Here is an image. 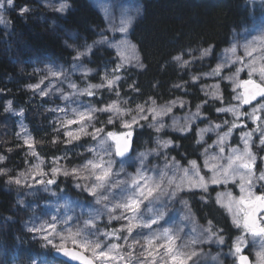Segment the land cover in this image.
<instances>
[{
    "label": "snow or ice",
    "instance_id": "6c2138e0",
    "mask_svg": "<svg viewBox=\"0 0 264 264\" xmlns=\"http://www.w3.org/2000/svg\"><path fill=\"white\" fill-rule=\"evenodd\" d=\"M14 4L15 0H0V25L8 23L5 13L8 9L13 8ZM52 7L56 12L63 14L68 10L69 5L61 2L58 5H52ZM30 11L28 5L18 8L20 16ZM132 23L133 19L127 18L118 27V31L127 34ZM94 43L97 45L108 44L109 47H115L120 52V45L110 42L103 34H101V39ZM120 44L130 49L132 55L125 56L123 52H120L119 60L111 70L112 74L109 75L105 72L100 77V83L86 82L81 88L76 82L68 79L62 68L48 67L44 77H41L35 84L27 85L41 97H48L50 93L53 95L60 93V98L66 102L63 106L56 105L49 109L54 114H64L55 117L57 123L52 131L58 135L53 136L51 144L73 145L77 144L83 136H88L97 144H106L107 147L104 149V154L100 155L96 152L95 147L89 145L86 151L94 153V157H86L79 165L68 166L64 162L69 159L70 155H79V153L75 149L65 147L59 155H53L49 159V166L45 169V158L37 150L35 139L30 134L22 137L23 144L28 149L25 155L34 157L35 162L30 168L19 171L15 175H9L11 169L0 167V176L6 178V184L29 188L43 185V191L50 192L52 189L49 186L56 185L59 177H72L74 188L86 192L94 198L95 204H102L104 208L103 211L97 210L93 218L84 221V228L88 229L87 232L79 227L73 230L69 223L73 219L71 216H64L60 220H57L56 216H51L46 221H41L37 217L30 225L26 226V231L33 234L32 239L44 242L41 247L50 246L58 254L68 258L69 261L77 262V264H96L97 261L99 264H121V262L123 264H156L155 255L159 248L165 249L171 264H189V262L198 264L193 258L199 256L200 252L195 249L188 252L176 249L175 241L178 239V235L166 227L167 221L165 224L159 223L163 219L161 211L157 210L155 215L147 218L141 212V206L145 201H148L145 211L151 212L152 205L155 203L152 198L156 196L157 192L166 191L161 187L166 173L161 174L160 181H154L152 175L149 174L154 169L145 167L149 156H154L163 158L165 168H172L183 174L179 182L174 179L168 180V186L172 187V191L167 192L169 201L179 197V201H183L187 206V200L180 193H191L198 190L201 193V201L206 203L211 199V196L207 195L210 185L226 186L230 182L238 184L241 193L238 198L232 197L231 193H226L228 202L224 204L221 197L225 194L218 192L216 203H221V206L226 207L232 214L234 226L242 229V234L237 235L229 246V255L234 258L233 264H251L249 256L245 254L246 237L249 235L264 237V191H261L260 194L255 192L257 186L264 190V155H260L258 167L257 154L252 151L254 142L264 149V66L257 69L253 63H248V79L234 81L235 87L229 93L230 99L227 103L224 102L220 83L224 80H231L232 77L221 75L225 64H217L211 72L203 75L189 74L184 83L174 82L171 84V90H178L185 96L192 95L189 88L193 86H195L194 90L203 92L204 98L195 105H191L180 95H176L174 99L169 98L167 103L161 104L158 102L160 97L156 95L147 97L139 95L141 89L136 86L135 82L129 83L127 87L132 93L138 94V99L142 102L132 99L131 95H127L123 99H112V97H120L119 89L123 85L120 84L122 77L119 73L132 59L136 60V68L143 70L146 67L140 62V56L136 53V45L128 43L126 36L121 39ZM92 48L93 45H86L84 51L76 52L74 59L79 60L81 57L89 55ZM226 51L235 55L237 49L236 46H232ZM212 52L211 44L201 49L198 57L192 56L190 49H181L170 55L168 63H174L181 69H187L193 64V61L209 57ZM237 62L240 63V67L236 69L238 74L245 65L241 61ZM80 67L82 68V78L86 80L93 70L82 65ZM34 71H40V69H34ZM254 75L257 76V79L252 78ZM61 76H64L63 80L59 79ZM204 76H217L220 83L211 85L213 90L207 91L205 90L206 85L200 84ZM48 77L53 79L45 84ZM56 84H59L60 87H55ZM65 84L67 91L64 88ZM102 89H107V98L102 96L100 91ZM236 89H242V91L237 92ZM4 91V89H0V92ZM80 96L95 97V100L90 101L87 106L83 107V110L81 107H70L72 103H75L73 97ZM130 99H132L131 105L129 104ZM232 100L236 101V104H232ZM177 107L187 112L183 123L180 118L170 115ZM192 107L195 108L194 112L190 110ZM3 111L21 117L24 115L23 109L18 112L13 109L11 100L6 101ZM69 113H71L70 116ZM210 113L222 115H218V122H215L209 118ZM197 121L207 126L201 128ZM144 129H152L157 134L163 132L165 136L156 135L154 137L156 147L139 152L136 171L125 173L124 164L131 159L128 154L133 150L134 139L137 138L138 131ZM237 129L239 131H236ZM168 130L180 133L181 136L191 133V138L200 146L195 148L194 152L205 156L202 166L208 171L204 175H201V165L198 164L199 157L197 159L182 157L187 167L181 168L176 158L170 155L167 149L175 150L179 145L175 144L172 138H166ZM24 131L26 128L20 127L17 135L19 136V133ZM207 133L215 134V140L211 144L205 140ZM234 133L238 137V144L242 143L243 145L242 150L228 143ZM209 139L212 138L209 137ZM77 146L83 147L78 144ZM209 148H218L221 154L226 149L230 150L232 155L227 158V165L214 164L210 166L206 156ZM201 149H203L202 153ZM8 151L11 152L12 149L9 148ZM105 157L107 158L105 159ZM117 158H119L120 168L114 173L113 168L117 163ZM213 158L215 159V157ZM7 159V155L0 154V165H3ZM121 173H124L123 177H121ZM213 190L215 191V189ZM53 195H55L54 192ZM18 203L23 205L24 201L19 200ZM169 206L166 203L164 208L167 209ZM104 215L107 216L105 229L113 221L121 223L109 230H101L97 227V221ZM61 223L66 227L58 231V224ZM153 225H158V227L153 228ZM208 225L209 227L205 230L207 235L203 236L199 243L223 245L225 243V237L222 235L223 229H213L211 221H208ZM137 228L150 229L151 231L137 233L133 236V232ZM101 236L104 237V240L100 239ZM109 240L113 242L108 243ZM157 241L160 243L157 244ZM69 243L72 248L67 246ZM138 244L141 251L136 254L134 259L135 248ZM120 249L124 250L120 251ZM85 252L90 253V256L84 255ZM258 256L259 264H264V252L258 253ZM139 257H144V259H139ZM148 257H152V259L149 261ZM29 264H38V261L33 257L29 259Z\"/></svg>",
    "mask_w": 264,
    "mask_h": 264
},
{
    "label": "trees",
    "instance_id": "16d2710c",
    "mask_svg": "<svg viewBox=\"0 0 264 264\" xmlns=\"http://www.w3.org/2000/svg\"><path fill=\"white\" fill-rule=\"evenodd\" d=\"M23 1L27 0H15V10L8 9V13H6L8 23L0 25V89L5 90L0 92V154L8 156V159L0 167L11 169L9 175H15L21 171L27 147L21 140L22 133L17 135L18 115L3 111L7 100L12 101L13 109L16 112L23 109L22 122L27 125L29 132L37 142V150L47 162L53 155H59L65 147L75 149L78 153L81 148L88 144L87 140L93 141L91 137L86 136L77 142L83 147H78L77 144L67 146L62 143L51 144L50 141L53 136L58 135L52 131L57 123L55 117L64 114H54L49 109L56 105L63 106L66 102L60 98V93L54 95L50 93L48 97H41L29 89L27 85L37 83L48 67H59L63 69L70 81L76 82L83 88L82 76L71 68L70 61L73 60L76 50L84 45L85 40L93 41L98 34L101 35L105 25L102 15L88 0H65L72 11L68 10L63 14L54 9L34 7L29 13L20 16L17 4ZM244 1L142 0L141 18L134 23L130 38L133 45H136V52L140 56V61L146 67L141 70L135 65H131L130 68L123 70L120 81L123 87L119 89L121 95L119 98L112 97V99H123L127 95H131L132 99L142 102L138 99V94L132 93L127 87L129 83L135 82L136 86L141 89L139 95L144 97L156 95L160 97L158 102L161 104L167 103L169 98L174 99L176 95L188 100L191 105L200 102V99L204 98L203 92L194 90L195 86L189 88L192 95L187 96L179 93L178 90H171L172 83H184L191 73L189 68L183 70L174 63H168L170 55L181 49H190L191 55H197L201 49L211 44L213 46L212 55L198 60L204 64L202 68H198L191 75H203L211 72L220 56L231 44L234 31L236 33L240 31L241 34V31L248 28L251 23L247 10L242 6ZM239 56H242V52L239 53ZM112 59L115 62L119 60L113 50L96 49L89 60L84 61V64L89 69L93 71L98 69V71L96 74H89L86 82L100 83L98 78L103 76L105 72L111 75L110 70L113 67L111 62H114ZM237 63L228 69L229 61L223 71V75L226 73V76L232 77L231 80H224L220 83L217 76H204L200 84L206 85L205 89L211 91L213 90L209 85L211 81L220 83L224 102L227 103L230 99L229 93L235 85L234 81H239L246 74L245 68L237 74L236 69L240 67ZM34 69H40V71H34ZM55 87L59 88L57 85ZM100 91L102 96L108 97L107 89ZM236 91L240 92L242 89H236ZM73 99L75 103H72L70 107H81L83 110V107L95 100V97L80 96L73 97ZM132 99L129 100L130 105ZM231 103L235 104L234 100ZM190 110L194 112L195 108L192 107ZM185 114L187 115L185 110L177 107L173 109L170 115L182 118ZM218 115L222 114L210 113L209 118L218 122ZM197 123L201 128L207 126L199 121ZM156 134L152 129L138 131L137 138L133 142V151L128 155L131 159L126 164L135 162L139 152L155 148L154 137ZM160 136H165V133L160 134ZM233 137L234 143H237L238 137L235 133ZM166 138H172L175 144L179 145L178 149L175 150L169 148L168 151L171 155L178 159H181L180 154L191 156L190 159L199 157L198 164L201 165V174L205 173L201 154L194 152V149L200 146L191 138V133L181 136L179 133L167 132ZM9 148L12 149L11 152L8 151ZM252 148L258 156L264 153V149L255 142ZM75 156L70 155L64 163H67V166L77 165ZM148 159L150 162L148 164H152L155 160L162 162V158L154 156H149ZM116 165H120L119 158H117ZM151 167L148 166V168ZM5 179V177L0 176V264H29V259L33 257H36L37 260L53 261V248L50 246L41 248V240L32 239V233L26 231V226L30 223L22 229L25 220L30 219L35 210L34 205L28 204L26 201L25 188L6 184ZM70 182L71 177H59L57 184L61 187H58L57 184L54 185L53 192L57 188V192H65L64 189L69 188ZM213 187L209 186L207 195H210L211 199L206 203L201 201V193L194 192L187 196V204L190 211L198 216L201 222L214 221L223 229L225 235H231L233 231L232 222L226 211L216 203L215 194L218 188ZM41 188L37 187L38 190ZM230 188L235 192V187L231 186ZM70 195L79 198V195L74 193H70ZM19 200L24 201L25 210L18 203ZM93 201L94 198L90 197L81 206H102V204H95ZM39 202H41L39 215L40 218H43L46 212L45 201L41 198L37 204ZM76 208L78 210L79 206ZM117 222L113 221L105 229L107 216L104 215L100 217L97 227L101 230H109L116 226ZM81 225L79 217L72 221L73 227ZM100 239L103 240L104 237L101 236ZM123 250L120 249V251ZM139 251H141V247L138 244L135 248L134 259ZM157 255L160 259L164 257L160 253ZM12 258L16 262H13Z\"/></svg>",
    "mask_w": 264,
    "mask_h": 264
},
{
    "label": "rangeland",
    "instance_id": "374dc122",
    "mask_svg": "<svg viewBox=\"0 0 264 264\" xmlns=\"http://www.w3.org/2000/svg\"><path fill=\"white\" fill-rule=\"evenodd\" d=\"M36 1H37L36 3H33V2L30 3L29 2V3H26V5H28L29 7L34 8V7L38 6V4H41L42 6H45V5H48V4H52L55 0H36ZM61 2H64V1L57 0L56 4L58 5ZM92 2H93V0H92ZM140 2L141 1H139V0H94V2H93V3H95V6L102 12L103 17L105 19V29H104L105 32H102L101 34H103V36H106L110 42H114L115 44L120 45V52H123V54L125 56H131L132 53H131V50L128 49L125 45H121L120 41H121V39H124V37L126 36L128 43L133 44L131 42V39H130V29H132L135 21L137 20V18L139 16V11H137V9H139ZM263 5H264V3H263ZM5 16H6V13H5ZM262 16H263L262 19L258 23H255L253 33H251L250 35L246 36L244 38V41H243V46H244V51H245V58H246V60L244 62V65H245L246 68H247V64L248 63H253L254 66L257 69H259L260 67L264 66V12L262 13ZM129 17H131L133 19V23H132L131 28L129 29L127 34L120 33L118 31V27L121 25V23L123 21H125ZM239 35H240V31H238L236 34H234V37H233V40H232L233 41L232 46H236L237 45V39H238ZM106 45H108V44H106ZM112 48L114 49V51L119 56L120 52L117 51V48H115V47H112ZM246 49H247V51H246ZM248 53H251V55H248ZM192 56L198 57L199 54L192 55ZM236 57H237V51H236L235 55H233V53H231L230 51H226L221 56L220 60L216 63V65L217 64H225L226 65L223 68V70L221 72V75H223V71L227 67L228 62L231 61V60L236 59ZM132 60H135V59H132ZM203 64L204 63L202 61H199V62H198V60L193 61V64L189 66L190 73L192 74L198 68H202ZM129 65H130V63L128 65H126V66H129ZM74 69L78 70L80 73H82V70L78 69L77 67H75ZM183 70H186V69H183ZM45 73L46 72H44L42 77L45 76ZM252 78L256 79L257 76L254 75ZM52 79H53L52 77H48L45 80V84H48L49 80H52ZM59 79L63 80L64 77L61 76ZM216 83H218V82L217 81H212V82H210L209 85L211 86V85L216 84ZM56 85L58 87H60L59 84H56ZM64 88H65V91H67V85L66 84L64 85ZM70 115H71V113H69V116ZM8 122L11 123L10 121H8ZM181 123H183V121H181ZM24 126H25V124H23L20 121H18V127L16 126L17 127V132H18V129L20 127H24ZM209 137H211L212 139L210 140ZM205 140L208 141L209 144H211L215 140V134L214 133L205 134ZM228 143L230 145H232L233 147H238L241 150L243 148L242 143L238 144V142H237V144H234V138H232V137L230 138ZM168 150L169 149H167V151ZM252 151H253V148H252ZM231 155H232V153H231L230 150L226 149V151L223 154H221V153H219L218 148H209L208 149V153L206 154L207 160H208V163H209L210 166L214 165V164L215 165H220V166H226L227 162H228L227 158L229 156H231ZM171 156H173V155H171ZM182 157H184L186 159H190L192 157L191 156H186V155H183V154H180V158L181 159H178V158L175 157L176 160L182 166L187 167V165L184 163ZM213 157H215V159ZM204 159H205V156L202 155L203 162H204ZM34 162H35V158L32 157V160L30 161V167L32 166V164ZM145 167H146V165H145ZM204 171L206 173L208 171V169L204 168ZM113 172L115 173L116 170H113ZM164 173H166V175L164 176V179L161 182V187L165 188L166 191L157 192L156 196H154L152 198V199L155 200V203L152 205V211L151 212H147V211L144 210L145 218L155 215L157 210H159L162 213H164V205L166 204V200H167V203L170 205V202L168 200L167 192L172 191V187L168 186V180L174 179V180H176V182H179L180 178L183 175L181 172L174 171L172 168H167V171H159V172H156V173L153 172L150 175H152L154 181H155L156 178H158V181H160V176H161V174H164ZM205 173H203L201 175H204ZM120 175L122 176V174H120ZM113 178L115 179L116 177H113ZM164 182H166L167 187L163 186ZM36 186L37 185H35V186L31 187V188L28 187L29 191L25 189V194H26V197H27L26 198L27 203L28 204H32L34 206L37 205L38 200H41V198H31L30 197V194H33L35 192V187ZM210 186H214L213 188H218L217 193L219 192V193L225 194V195H223L221 197L222 202L224 204H227V202H228V197H227L226 193H231V196L234 197V198H238L240 196V194H241L240 191H239L238 184H233L231 182L229 184H227L226 186L225 185H210ZM231 186L235 187L234 188L235 192H234L233 189L230 188ZM194 192L200 193L197 190H194L191 193H194ZM255 192H256V189H255ZM217 193L215 195H217ZM189 194L190 193L186 194L185 199H187V196ZM157 197H159V198L157 199ZM51 204H52V206H51L52 208H51L50 213H49L50 214V218H51V216H56L57 220H60L64 216H71L73 218V216H74L73 211L70 209V206L67 203H62L60 201H57V200L53 199ZM147 204H148V201H145V207L147 206ZM218 204L221 205V203H218ZM224 208L226 209V211L228 212V214L231 216V219H232V214L227 210L226 207H224ZM101 209L104 210L103 205L101 207H93L90 210V214L85 217V220H89V219L93 218L95 216V213H96L97 210L103 211ZM167 218H168V215H167ZM98 221H97V223H98ZM64 227H66V225H64L62 223L58 224L57 230L59 231L61 228H64ZM166 227H168L171 230L172 233H176L178 235V239H176V241H175L176 249H178V250H180L182 252H188V251H191L193 249L197 250L198 252H201V251H206L207 248H211L214 257H216L217 255L221 256V261H220L221 264H233V260H229L230 259L229 253L223 251L222 245H215L213 243H211V244H209V243H199L200 240L197 241V242L194 241V230L193 229H186V233L184 234L183 231L180 228L179 221L177 219L168 220L167 224H166ZM73 230H75V229H73ZM83 230H84V232L88 231V229H85V228H83ZM246 241H247V246H246L245 249H248L249 251H251L253 253V256L255 258L254 264H259L258 253L264 252V237H251L249 235V236L246 237ZM112 242L113 241H111V240L108 241V243H112ZM204 245H207V247H204ZM214 246H216L215 250L213 248ZM226 254H228V255H226ZM225 255H226V257L224 259ZM225 260H227V261H225ZM168 262H169V264H171L169 259H168ZM158 263L162 264V262L160 260L158 261ZM199 264H203V263H199Z\"/></svg>",
    "mask_w": 264,
    "mask_h": 264
},
{
    "label": "water",
    "instance_id": "95a60500",
    "mask_svg": "<svg viewBox=\"0 0 264 264\" xmlns=\"http://www.w3.org/2000/svg\"><path fill=\"white\" fill-rule=\"evenodd\" d=\"M55 255H56L57 257H59V258L65 260V261H67V262H70V263H72V264H77V262L69 261L68 258L64 257L63 255L58 254L57 251L55 252Z\"/></svg>",
    "mask_w": 264,
    "mask_h": 264
},
{
    "label": "bare ground",
    "instance_id": "6f19581e",
    "mask_svg": "<svg viewBox=\"0 0 264 264\" xmlns=\"http://www.w3.org/2000/svg\"><path fill=\"white\" fill-rule=\"evenodd\" d=\"M148 166H152V164H147L146 168H148ZM127 169L131 170L132 168L128 167ZM184 193H185V195H184ZM184 193H180V195H184V197H186V194H188V193L187 192H184Z\"/></svg>",
    "mask_w": 264,
    "mask_h": 264
}]
</instances>
